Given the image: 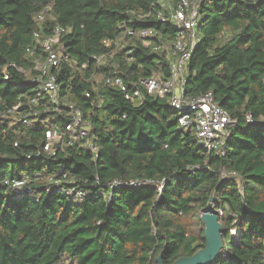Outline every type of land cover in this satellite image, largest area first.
Wrapping results in <instances>:
<instances>
[{"label": "trees", "instance_id": "1", "mask_svg": "<svg viewBox=\"0 0 264 264\" xmlns=\"http://www.w3.org/2000/svg\"><path fill=\"white\" fill-rule=\"evenodd\" d=\"M180 1L0 0V264H159L160 255L173 264L206 248L211 198L224 211L213 264H264V0H192L199 42L185 97L211 93L231 116L219 153L180 127L168 97L144 93L134 104L105 82L114 65L129 92L142 79L170 78L172 58L156 48L178 29L158 14ZM57 26L67 30L60 67L50 70L61 86L58 110L48 95L32 102L46 77L29 53L42 55L35 34L45 39ZM149 28L161 38H136ZM68 106L83 113L97 156L68 144ZM27 115L29 125L20 120ZM53 130L62 137L47 152ZM16 180L31 193L6 183ZM114 180L163 189L113 191Z\"/></svg>", "mask_w": 264, "mask_h": 264}, {"label": "built area", "instance_id": "2", "mask_svg": "<svg viewBox=\"0 0 264 264\" xmlns=\"http://www.w3.org/2000/svg\"><path fill=\"white\" fill-rule=\"evenodd\" d=\"M158 19L162 23L170 24L178 29L177 37L171 45L164 44L156 48L166 50L172 58L170 78L164 80L160 75H154L150 78L142 79L139 83L134 84L132 86L133 90L129 92L118 74V66L114 65V74L105 76V82L106 84H113L120 88L125 93V98L134 104L141 103L144 93L148 95L157 94L161 98L168 97L170 106L180 115V127L185 130L195 131L198 142L202 147L210 153H219L228 137L229 128L234 125L231 116L215 102L211 93L195 99L185 97V74L192 54L199 42L197 32L199 23L197 3L192 0H181L176 8L171 9L168 14L163 12L159 13ZM40 20H43V16L40 17ZM66 33L67 30L60 26H57L54 33L45 39H41V36L36 33L35 37L37 39L38 50L42 55L37 54V49H35L36 51L29 50L30 56H36V70L46 77L41 82L36 99H33L32 102L37 104L42 98L45 99V97H42L43 95H48L50 102L53 103L56 110L60 107L61 86L56 76L50 70L60 67L61 60L64 56L62 39ZM135 36L143 40L146 44L152 43V39L155 37L161 38L157 31L150 28L138 31L135 33ZM94 60L98 64H101L104 61V57H95ZM68 108L71 111V122L66 127V132L69 133L68 144L74 145L76 143H82L87 151L97 156V148L88 139L89 126L83 113L78 109H74L72 106H68ZM29 115L36 117L38 114L34 112ZM20 120L25 125H29L31 121L28 115ZM248 121L252 122L251 117H248ZM46 135L49 143L46 145L45 151L52 152L53 144L60 142L62 133L53 130ZM6 183L15 192L31 193V187L26 180L7 181ZM53 183L56 187L60 186L59 181H53ZM144 185H156L159 191L163 189V182L157 183L153 180L131 182L114 180L109 183L108 188L114 191L120 187L140 188ZM69 194H72V192ZM84 195L85 192L77 193L79 198H83ZM219 214V216L224 215V211L220 210ZM232 234L235 235L236 231H232Z\"/></svg>", "mask_w": 264, "mask_h": 264}, {"label": "water", "instance_id": "3", "mask_svg": "<svg viewBox=\"0 0 264 264\" xmlns=\"http://www.w3.org/2000/svg\"><path fill=\"white\" fill-rule=\"evenodd\" d=\"M219 219V213L213 209V198H211L207 209L202 213V220L205 224L206 248L190 258L178 259L173 264H213L223 249L224 229ZM158 263L164 264L161 255L158 258Z\"/></svg>", "mask_w": 264, "mask_h": 264}, {"label": "rangeland", "instance_id": "4", "mask_svg": "<svg viewBox=\"0 0 264 264\" xmlns=\"http://www.w3.org/2000/svg\"><path fill=\"white\" fill-rule=\"evenodd\" d=\"M185 75L187 76V72H186V74H185ZM98 80H99V81H101V78H98ZM219 215H220V214H219ZM222 216H223V215H222ZM220 217H221V216H220Z\"/></svg>", "mask_w": 264, "mask_h": 264}]
</instances>
